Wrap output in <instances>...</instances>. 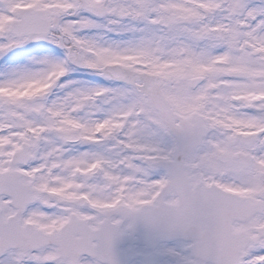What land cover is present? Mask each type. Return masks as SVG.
<instances>
[{
    "label": "snow or ice",
    "instance_id": "snow-or-ice-1",
    "mask_svg": "<svg viewBox=\"0 0 264 264\" xmlns=\"http://www.w3.org/2000/svg\"><path fill=\"white\" fill-rule=\"evenodd\" d=\"M0 59V264H264V0H0Z\"/></svg>",
    "mask_w": 264,
    "mask_h": 264
},
{
    "label": "rangeland",
    "instance_id": "rangeland-1",
    "mask_svg": "<svg viewBox=\"0 0 264 264\" xmlns=\"http://www.w3.org/2000/svg\"><path fill=\"white\" fill-rule=\"evenodd\" d=\"M56 53V54H55ZM37 54L39 56H49L52 57L54 59H63V54L54 46V45H50L47 44L46 42H43L42 45L37 46ZM61 57H59L58 55ZM0 63H2V60L0 59ZM76 75L77 77H73L72 75ZM95 75H92L90 73H88L87 71L84 70H76V71H72L69 73V75L67 77H65V80H75V81H79L82 82L84 84L87 85H92V86H104V87H108V85L106 84L107 81H104L101 77H93Z\"/></svg>",
    "mask_w": 264,
    "mask_h": 264
}]
</instances>
